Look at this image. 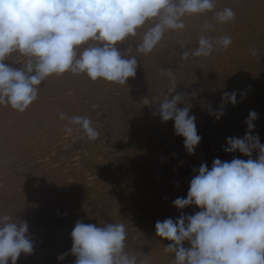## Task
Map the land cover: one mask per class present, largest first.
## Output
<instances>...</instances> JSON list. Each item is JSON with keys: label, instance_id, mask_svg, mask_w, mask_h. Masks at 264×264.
Listing matches in <instances>:
<instances>
[{"label": "clouds", "instance_id": "9594fccd", "mask_svg": "<svg viewBox=\"0 0 264 264\" xmlns=\"http://www.w3.org/2000/svg\"><path fill=\"white\" fill-rule=\"evenodd\" d=\"M205 13H212L217 24L235 19L229 7L216 10V0H0V105L23 113L38 98L42 82L66 72L126 85L136 75L138 54L153 52L166 31L184 30V17ZM150 22L139 42L129 39ZM210 31L214 23L205 21L197 47L181 44L180 58L209 57L214 50L232 45L231 36H212ZM126 40L135 43L134 51L131 43L125 52L118 50ZM250 52L257 55L255 48ZM13 53L27 58L22 67L5 63ZM161 75L168 78V86L163 98L154 103L159 107L153 116L162 122L174 121L175 134L184 138L187 153L194 154L202 138L195 116L189 115L188 94L177 92L174 70L162 68ZM181 102L186 106L178 107ZM227 103H237L235 92H224L220 111L210 114L219 119ZM142 104L154 105L149 97ZM59 118L67 121L69 136L77 131L88 140L99 137L87 116L61 112ZM257 119L258 113L250 111L245 135L228 137L224 147L226 153L238 151L247 160L216 158L210 169L202 163L193 168L198 174L190 180L187 197L173 201L179 210L189 206L200 210L155 223L156 236L172 242L164 248L174 254L173 264H264V144L258 134L252 135ZM28 232L26 221L0 213V264H8L9 259L16 264L21 253L33 252ZM70 235V253L59 255L58 260L71 254L76 257L74 264H150L148 255L141 253L144 258L138 259L125 251L124 223L96 225L78 220Z\"/></svg>", "mask_w": 264, "mask_h": 264}, {"label": "rangeland", "instance_id": "374dc122", "mask_svg": "<svg viewBox=\"0 0 264 264\" xmlns=\"http://www.w3.org/2000/svg\"><path fill=\"white\" fill-rule=\"evenodd\" d=\"M228 2L229 3H226V0H216V10H222L225 7H230L236 14L234 21H232L230 23H225L223 25L222 24L217 25V23H215L212 20V13L199 14L201 16V23L196 24V32L195 33L191 32V33H185L184 35H179L174 31L170 32V34H169L168 32L171 30L166 31L162 41L160 42L163 44L162 48L164 47V45H166L165 42L173 43L174 47L170 46V49H168V48L164 49V52L166 50L167 51L161 55L159 60H153L154 56H153V58H152V56H149L147 58L148 61L147 62H146V60L144 61L146 63V68H144L143 70L142 69L139 70L137 68L138 72H136V75L134 77H130L127 80L126 85H120V84L116 85V83L107 82V81H104L102 79H98L94 82L91 80L90 83H88V85H86L82 88L83 94L80 97H79L78 91L71 90L74 92L75 96L78 95V100H79L77 102L78 107H75L74 110H68L67 111L66 110V109H68L67 106L63 105V109H60L59 111H58V108H59L58 106L55 108H52L54 110L52 113L50 111H48L47 114H50L52 116H54L55 113H57V112L58 113L63 112L69 117H71L73 115L89 117L92 121V125L99 131V137L96 140H94V141L88 140L86 137H83L82 132H77V131H74L72 136H69L65 132V125L67 123L66 120L60 121L61 119H58L59 121L56 120V121H58V123H57L56 121H54L55 118L50 117V116H46L47 118L46 117L41 118L40 121L42 123L46 122L47 124L52 123V122L53 123L56 122L55 124L61 125V128H62V129L60 128L61 134H60V131L53 130V131H51L52 133H50V135L49 134L43 135L44 137H43V139L41 138V141H43L44 139L45 140L43 142H41L42 146H41L40 150L29 155L26 158V160H25V157H24V160L22 158V162H20L21 160H18L19 163H16L14 165V167L17 166V168L13 169L14 168L13 167L12 169H9V170L6 168L5 169L6 172L4 170L5 167L0 170L1 177L5 178L4 181H3V179L0 178V180H1L0 181V191L2 190L1 189L2 186H3V188L5 187V190L3 189L2 192H0V193L4 194L6 192V187L7 188L9 187L8 188L9 190L7 189V191H10V192L5 193L4 198H6V199L4 200V202H5L4 207L8 208L7 209V210H9L8 213L11 211L13 212V213L11 212L12 214L9 213V215H11L14 219L17 216H20V217H17L16 219L19 221H23V220L27 221L28 226H29V230L31 229L27 235L29 237L32 235L30 237V239H31L32 243H34L33 244V252L34 251L35 252L36 251H42V249H40V248H44L43 250H45V249L47 250L50 248L52 249L55 246V244H57V243L54 241L52 243L51 235L53 233L54 234L57 233L55 236L60 239V237L62 235V238L60 240L65 241V244L63 243L64 241H62V243L58 244V245H60V247H62V248L64 247L62 250H67L66 253H70V249L72 247V238H71L70 234H71V232L75 226V223L77 222V220L80 219L79 221H82L85 224L91 223V224L99 225V224L110 223V222H112V223H124L125 227H126V232H127V236H126V240H125V245H126L125 250L132 247L131 243H133L132 240L135 238L134 245L136 246L137 250L145 252V250L149 249L148 252L149 253L152 252V254L148 253L150 255L149 259H150L151 264L154 261L158 262L159 260H161V262L157 263V264H173L174 254L170 253V252H166L164 250L165 248L163 246V245L166 246L167 244L172 243L171 241L159 238L157 236H155V237L151 236V238H149V237L144 238V237L147 236L148 234H150L149 232L152 228L155 229V223L158 220L163 221L166 218H172L175 220L181 215V212H183L184 214H188V215L191 214L192 215L195 212L200 210L196 206H189L186 209H183V211H182V210L176 209V207L173 206V201L176 198H178V197L186 198L187 197V192L189 189L190 180L194 175L198 174V172H195V174H194V172L191 173V171H193L191 169L196 168V167L199 168L197 165L200 162L201 163L199 164V166L202 163H205V164H208L207 165L208 168H209V166L211 168L212 163H213L214 159H216V158H219V159L222 158L221 160H224V161H230V159H232L234 156L237 158H240V159L246 158L244 160L248 159V157L244 156L243 154L239 153L238 151L235 153H226L224 151V147H226V139L228 137L242 138L245 135V133L247 131V125L245 123V120L247 119V117L249 115V113H247V112L254 110L255 112L258 113V119L256 121H254L255 128L252 132V135L258 134L261 144H264V124H262V123H264V121H263L264 115H262V114H264V96H263L264 95V76H263L264 75V46H263L264 45V30H262V29H264V0H232V1L229 0ZM232 3H234V4H232ZM233 6H235L236 8ZM238 12H240V13H238ZM207 14L209 15V19H208ZM240 15H241V17H240ZM202 17H203V19H202ZM210 17H211V19H210ZM205 21H208L209 23L214 22V26H215L214 31H210L211 33L208 32L209 35L221 36V35H224L226 32L227 34H225V35H229V36L233 37L232 40H234V41L231 45L232 48L230 46L227 49V51L226 50L213 51V54L209 57H191L190 56L189 59H187V60L181 59L180 54L182 53V50L180 49V45L185 44L186 48L188 47L189 49H195L197 47V41H198L199 36L201 34V31H202V25L204 24L203 22H205ZM238 21H241L242 23L238 22ZM146 26L150 27L151 22L149 23V25H148V23H146V25L144 26L145 29H143L142 32H144L147 29ZM238 26L240 28H238ZM227 27H229V28H227ZM243 28H245V29H243ZM167 34H169L170 36H173V37L171 39H166ZM140 39L141 38H139V40ZM139 40H136V42H139ZM240 45H242V46H240ZM247 46H248V48H247ZM250 46H253V47H250ZM230 48H231V50H230ZM253 48H255L257 52H259L256 56H252L251 52L249 51ZM171 50H172V52H171ZM239 50H241V51H239ZM215 52L218 54H216ZM222 53H224V54L221 55ZM247 53H248V55H247ZM219 55H221V56H219ZM163 56H165V57H163ZM170 58H171V60H170ZM241 59H243L244 61ZM251 59H253V60H251ZM233 62H235V63H233ZM197 64H198V66H197ZM217 66H219V67H217ZM237 66L239 69H237ZM156 68H157V72L159 75H157V72L155 71ZM162 68H166V69L170 68V69L174 70L176 82L179 83V84H177V92L182 91V93L188 94L186 96V102L188 104H191L193 102L191 104L192 107H191V112L189 113V115H192L193 113H195V114H193L194 116L195 115L197 116V117L195 116V119H196L195 122L198 121L195 123V124H197V127H196L197 131H198L197 134L198 135L200 134L199 135L200 137L203 136L201 143L196 147V148L200 147L199 149H201V150L195 149V151H194L195 155L194 154L189 155L186 152V149L184 148V138L182 136H178L175 134L174 121L169 120L166 123V122H162V120L159 116H157V117L153 116V112H156L158 107H159V105L154 104V103H156L158 100H161L163 98L164 94L167 91V86H168V78L160 74ZM216 70H217V72H216ZM149 71H151V73H149ZM256 74L259 78L257 76H255ZM260 75L262 77H260ZM251 78H253V79H251ZM155 79L157 81L158 80L160 81V85L156 86V87H152L155 83ZM218 79L220 80V82ZM233 81H235V82H233ZM214 82H215V84H214ZM205 83H208V84H205ZM252 83H254V85H252ZM127 85L129 88L127 87ZM202 85H204V86H202ZM209 85H210V87H209ZM256 85L260 86L261 88L258 86L256 87ZM200 86L203 89H201ZM252 87H253V89H251ZM124 88H125V90H124ZM130 88L134 89V93H133V89L131 90ZM196 88L197 89L200 88V89H198V91H197ZM84 89H86V90H84ZM209 89H210V91L206 92ZM261 89H262V91H261ZM127 90H128V92H126ZM144 90H146V91H144ZM237 90H239V91H237ZM114 91H116L117 93ZM193 91L196 93L197 96L196 95L194 97L191 96V93H193ZM211 91H212V93H209ZM93 92H94V95H93ZM224 92H228V93L235 92L237 103L235 105H233L231 103H227L226 105H224V107L222 109L223 115L220 116L219 119H217V118H214V117H216V115L213 116V114H210V113L220 111L219 109H220L221 100H222V98H220V97H222V94ZM257 92H259V93H257ZM250 93L252 96L250 95ZM253 93H256V94H253ZM90 95H92V96H90ZM93 96L95 98H92ZM102 96H103V98H101ZM124 96H126V97H124ZM54 97H55L54 95L50 96V98H54ZM145 97H149L154 105L144 106L142 104V100ZM239 97H241V98H239ZM254 98H255V100H254ZM100 99H102V100H100ZM120 99H121V101H120ZM205 99L207 101H202ZM239 101H240V103H239ZM243 101H244V103H243ZM194 102L197 103V105ZM204 102L206 103V105ZM217 103H218L219 107H217ZM255 103H256V105H255ZM200 105L203 107H201ZM177 106L180 108H183L186 106V104H185V102H181ZM254 106L257 109H255ZM115 107L118 108L120 111V115H118V116L114 115V108ZM212 109H213V111H212ZM248 109H249V111H248ZM210 110H211V112L209 113ZM148 112H149V114H148ZM198 117H200V118H198ZM262 118H263V120H262ZM145 120L146 121L148 120V121L146 122ZM199 122H201V123H199ZM231 124H233V125H231ZM172 125H173V127H172ZM228 125H230V127ZM198 126H200V127H198ZM73 127L75 128L76 126H73ZM239 128H240V130H239ZM198 129L199 130L201 129V130L199 131ZM37 133H38V131L35 134H37ZM166 133L167 134L170 133V134L167 135ZM52 136H54V137H52ZM179 137H181V138H179ZM139 138H140V140H139ZM203 139H204V142H203ZM207 141H208V144H207ZM211 142H213V143H211ZM47 143H48V145H47ZM142 143H144L145 145H143ZM205 143H206V145H205ZM62 145H64V146H62ZM177 145H178V147H177ZM49 146H50V148H49ZM202 146H203V148H202ZM209 146L210 147L212 146L211 150H210ZM105 149H106V151H105ZM215 150H217V151H215ZM204 151H206L205 155H204ZM221 151L223 152V155H222ZM82 152H84V153H82ZM207 152H211V153L206 154ZM218 152H220L219 153L220 155L218 154ZM75 154H77V156ZM168 154L170 157H171V155H173V154L174 155L170 158L168 156ZM146 155H147V158H145V157L142 158V156H146ZM149 155H150V157L148 158ZM224 155H225V157H224ZM70 156H72V157H70ZM137 156H139V157L141 156V157L139 158ZM196 156H198V157H196ZM207 156H209L210 159ZM38 157H40V159ZM205 157H207V158H205ZM256 157H257V153L253 152L252 158L256 159ZM224 158H226V159H224ZM31 159L33 160V162L29 163L31 161ZM35 159H37V160H35ZM59 159L61 160V162L57 163V161H60ZM172 159L174 162L172 161ZM207 159H209L207 161V163L204 162ZM160 160H163V161L160 162ZM193 160H195V161H193ZM209 161H211V162H209ZM25 162H26V164H25ZM145 162H147L148 164ZM21 163H23V165ZM42 163H43V165H41ZM184 163H185V165H184ZM126 164H127V166H126ZM48 165H50V167ZM55 165H58V166H55ZM39 166H40V170H36V168H39ZM174 166H176V167H174ZM47 168H48V170H47ZM50 168L52 169L51 173H50ZM65 169H66V171H65ZM72 169L73 170L78 169V171H80L82 173V176H84L85 179L95 178V184L92 186H87V184H85L82 187L78 186L74 189L69 188L68 190L65 189V186L63 184H60V185H58L59 188H57L56 186L59 183L58 177L60 178L62 175L66 174L65 172H68ZM172 169L175 172H173ZM185 169H186V171H184ZM134 170H135V173H134ZM146 170L148 173L146 172ZM20 171H22V173H20ZM28 171H32V173H34V174H35V172H37L36 174H38L40 176L42 175L41 178L43 177L42 179L46 180V181L44 180L46 185L50 183L51 185L49 184L48 186L50 188L51 187L52 188L50 189L47 186L46 189L43 191L44 193L46 192V194L43 193V196H42V194L41 195L37 194L36 191H33V189H28L26 191V189L23 188V186H18L20 188V190H19L17 187H15V183L13 180L22 179L24 177V173H28ZM156 172H158V173H156ZM177 172H179L181 174L179 175V173H177ZM154 173H156V175ZM174 173H175V175H174ZM189 174H190V178L187 177V175H189ZM52 175H53L55 180L50 178ZM142 175L145 176V178ZM176 175H177V177L178 176L179 177L175 178ZM14 176L15 177L17 176L18 179H17V177L15 178ZM148 176H150L151 178H149ZM156 176H157V178H156ZM152 177L156 180H154ZM48 178H50V179H48ZM148 178H149V180L146 181V179H148ZM164 178H166V179H164ZM171 178H173V181L171 180ZM7 179H9L10 182ZM51 179H52V183L48 182ZM153 181L156 184H154ZM3 182L5 184H3ZM12 182H13V185H12ZM118 182L120 184H118ZM109 183H111V184L109 185ZM178 183H182V186H181V184L179 185ZM153 184L156 186H154ZM173 184H174V186H172ZM4 185H6V186H4ZM10 185H11V187H10ZM147 185H148V187H147ZM186 185L188 186V188ZM153 186H154V188H153ZM21 187H22V189H21ZM176 188H178L179 190L178 189L176 190ZM11 189L12 190L14 189L12 191L13 193L11 192ZM15 189H16V191H15ZM59 189H60V191H59ZM99 189H101V190H99ZM54 190H56V191H54ZM148 190H149V193H151L150 197L146 196V194L148 193ZM153 190H155V191L152 192ZM51 192H52V195L51 194H49V195L53 199L48 197L49 196L48 193H51ZM15 193L18 197L14 196ZM141 194H143V195L145 194L144 196L147 197V200H145V197H142ZM171 194H173V195H171ZM44 195H46V196H44ZM132 195H134L135 197ZM159 195H161V196H159ZM37 196H39V197H37ZM137 196H139V199L140 198L141 199L144 198V199L140 201ZM29 197L32 200L29 199ZM59 197H61V198H59ZM37 198L38 199L40 198L39 199L40 201ZM46 198H47V200H46ZM64 198L65 199L67 198V199L65 200ZM127 198L129 200H127ZM152 198H154V199H152ZM169 198H171V199H169ZM2 199L3 198H0V201ZM26 201H28V203ZM135 201H136V203H134ZM137 201H139V202H137ZM146 201H148V203L150 205L147 204ZM54 202H55V204H54ZM65 202H67V203H65ZM152 202H153V204H152ZM20 203H21V205L22 204L23 205L21 206ZM59 203H61L62 206H60L61 204H59ZM158 203H160V204H158ZM58 204H59V206H58ZM63 204H66V205H63ZM140 204H142L141 206H144V207H141ZM155 204H157V205H155ZM9 205H11V206H9ZM7 206H9V207H7ZM18 206L20 208H18ZM45 206H47V207H45ZM145 206H147L146 207L147 209L145 208ZM167 206H169V207H167ZM32 208L34 210H32ZM135 208L137 209V211L135 210ZM67 210H68V213L66 212ZM177 210H179V211H177ZM28 211L30 213H32L31 216H29L30 213L28 214ZM150 211L152 213H150ZM157 211H158V213H157ZM148 213H150V214H148ZM170 213H171V215H170ZM44 214H47V215H44ZM159 214L162 218L159 216ZM22 216H24L25 218H23ZM35 217H38V218H35ZM153 218H154V220H153ZM36 219H38V221ZM148 220H149V222H148ZM32 224H33V226H32ZM49 226H51V227H49ZM57 228H59V229H57ZM55 229H57V230H55ZM50 230H52V231H50ZM61 230H63V231L61 232ZM59 232H61V233H59ZM49 234H51V235H49ZM63 235L66 237H64ZM46 236H47V238H45ZM38 237H39V239H38ZM40 237H42L43 239ZM33 239H35V240L33 241ZM153 242H155V243H153ZM161 243H164V244H161ZM48 245H50V246H48ZM39 246H40V248H39ZM153 246H155V247H153ZM184 246L188 247L189 246L188 242H184ZM162 247H163V249H162ZM36 248H37V250H34ZM21 254L18 258L19 260L17 259L16 264H19V263L20 264H36V261H28L29 258H28L27 254H25V253L24 254L21 253ZM31 254H33V253H31ZM160 254H161V256H160ZM155 255H157V256H155ZM21 256H22V258H21ZM24 258H26V260ZM23 259H24V261H22ZM75 260H76V257L74 255L69 254V256H67L65 260H62V261L58 260L55 262H50L48 264H74ZM10 263H11V260H10ZM37 264H43V263L39 262Z\"/></svg>", "mask_w": 264, "mask_h": 264}, {"label": "bare ground", "instance_id": "6f19581e", "mask_svg": "<svg viewBox=\"0 0 264 264\" xmlns=\"http://www.w3.org/2000/svg\"><path fill=\"white\" fill-rule=\"evenodd\" d=\"M229 1V0H228ZM227 0H226V3H229ZM232 1V0H231ZM219 2V1H218ZM246 2V1H245ZM222 3V2H221ZM241 3V2H240ZM218 4V3H217ZM232 4H234V3H232ZM231 4V5H232ZM239 4V3H238ZM227 6V5H226ZM233 7H235V6H233ZM230 8V7H229ZM236 8V7H235ZM239 8V7H238ZM221 9V8H220ZM242 12V11H241ZM246 12V11H245ZM238 13H240V12H238ZM237 13V14H238ZM247 13V12H246ZM208 15V14H207ZM236 15V14H235ZM205 17V16H204ZM240 17H241V15H240ZM206 18V17H205ZM184 19V22H185V24H186V28L184 29V30H171V31H169L168 33L170 34V32H172V31H174V32H176L177 34H179V35H184L185 33H195L196 32V24H200L201 23V16L200 15H193V16H186V17H184L183 18ZM202 19H203V17H202ZM208 19H209V15H208ZM210 19H211V17H210ZM251 19V18H250ZM207 20V19H206ZM240 20V19H239ZM242 20V19H241ZM204 21V20H203ZM238 22H241V21H238ZM203 23H205V22H203ZM214 23V22H213ZM242 23V22H241ZM148 25H149V23H148ZM218 25V24H217ZM223 25V24H222ZM147 28H148V26H146ZM215 27V26H214ZM221 27V26H220ZM219 27V28H220ZM227 28H229V27H227ZM232 28V27H231ZM238 28H240L239 26H238ZM143 29H145V27L143 26L141 29H138V35L136 36V37H130L129 39L130 40H139V38H141L142 37V35H143V32H142V30ZM226 29V28H225ZM243 29H245V28H243ZM242 29V30H243ZM237 30V29H236ZM262 30H264V29H262ZM244 32V31H243ZM211 33V32H210ZM229 33V32H228ZM169 34H167L166 35V39H171L173 36H170ZM209 34V33H208ZM218 34V33H217ZM225 34H227L226 32H225ZM224 34V35H225ZM244 34V33H243ZM263 35V34H262ZM139 36V37H138ZM242 36V35H241ZM240 36V37H241ZM236 37V36H235ZM233 38V37H232ZM237 38V37H236ZM243 38V37H242ZM259 38V37H258ZM263 38V37H262ZM245 40V39H244ZM234 41V40H233ZM253 41V40H252ZM131 42L130 41H124V42H122L120 45H118V50H120L122 53L123 52H125L126 50H127V48L129 47V44H130ZM166 43V45H164V47L162 48V46H163V44L162 43H159L157 46H156V48L153 50V52H151L150 54H147V55H145V54H138V69L140 70V69H144V68H146V63L144 62L145 60H146V62L148 61V57L149 56H152V58H153V56H154V59L153 60H159L160 59V57H161V55L163 54V53H165L164 52V49H166V48H168V49H170V46H173L174 47V44L173 43H167V42H165ZM244 43V42H243ZM239 44V43H238ZM131 46H132V48H133V51L135 50V43H131ZM234 46V45H233ZM239 46V45H238ZM240 46H242V45H240ZM264 46V45H263ZM237 47V46H236ZM250 47H253V46H250ZM231 48H232V46H231ZM231 48H230V50H231ZM234 48V47H233ZM247 48H248V46H247ZM175 49V48H174ZM246 50V49H245ZM169 51V50H168ZM215 51V50H214ZM227 51V50H226ZM239 51H241V50H239ZM250 51V50H249ZM171 52H172V50H171ZM225 52V51H224ZM216 53V52H215ZM236 53V52H235ZM246 53V52H245ZM259 52H257V54H258ZM216 54H218V53H216ZM224 53H222L221 55H223ZM168 55V54H167ZM174 55V54H173ZM221 55H219V56H221ZM237 55V54H236ZM247 55H248V53H247ZM263 55V54H262ZM245 56V55H244ZM16 57V58H15ZM163 57H165V56H163ZM162 57V58H163ZM173 57V56H172ZM223 57V56H222ZM214 58V57H213ZM225 58V57H224ZM236 58V57H235ZM244 58V57H243ZM256 58V57H255ZM27 58L26 57H24L23 55H21V54H19V53H13V54H11L8 58H6V61H5V63L6 64H8V65H10V66H12V67H14V68H20V67H22V62H24L25 60H26ZM237 59V58H236ZM257 59V58H256ZM261 59V58H260ZM263 59V58H262ZM170 60H171V58H170ZM241 60H243V59H241ZM251 60H253V59H251ZM230 61V60H229ZM238 61V60H237ZM244 61V60H243ZM249 61V60H248ZM169 62V61H168ZM227 62V61H226ZM225 62V63H226ZM263 62V61H262ZM187 63V62H186ZM233 63H235V62H233ZM244 63V62H243ZM253 63V62H252ZM258 63V62H257ZM171 64V63H170ZM173 64V63H172ZM199 64V63H198ZM198 64H197V66H198ZM248 65V64H247ZM172 66V65H171ZM174 66V65H173ZM195 66V65H194ZM256 66V65H255ZM258 66V65H257ZM151 67V66H150ZM153 67V66H152ZM217 67H219V66H217ZM172 68V67H171ZM199 68V67H198ZM242 68V67H241ZM137 69V70H138ZM237 69H239L238 68V66H237ZM256 70V69H255ZM155 71L157 72V68L155 69ZM244 71V70H243ZM136 72H138V71H136ZM184 72V71H183ZM216 72H217V70H216ZM242 72V71H241ZM240 72V73H241ZM251 72V71H250ZM249 72V73H250ZM259 72V71H258ZM149 73H151V71H149ZM214 73V72H213ZM233 73V72H232ZM252 73V72H251ZM260 73V72H259ZM258 73V74H259ZM161 74V73H160ZM226 74V73H225ZM238 74V73H237ZM157 75H159L158 74V72H157ZM262 75V74H261ZM260 75V77H262ZM143 76V75H142ZM146 76V75H145ZM215 76V75H214ZM217 76V75H216ZM219 76V75H218ZM249 76V75H248ZM254 76V75H253ZM255 76H257V74L255 75ZM264 76V75H263ZM209 77V76H208ZM228 77V76H227ZM250 77V76H249ZM258 77V76H257ZM259 78V77H258ZM148 79V78H147ZM251 79H253V78H251ZM219 80V79H218ZM260 80V79H259ZM90 81H91V79L90 78H88L87 77V75L86 74H79V75H76V74H72L71 72H66V73H64L63 75H61V76H56V75H52V76H50V77H48L47 79H46V81H44V82H42L41 83V85H40V91H39V93H38V98L26 109V111L25 112H23V113H20L19 111H17V110H14V109H12L10 106H5V105H0V170L2 169V168H4V170L7 168L8 170L9 169H12L13 167H14V165L16 164V163H19V161L18 160H21L20 162H22V158H23V160H24V157H25V160H26V158L29 156V155H31V154H33V153H35L36 151H38V150H40V148H41V146H42V144H41V142H43V141H41V138L43 139V135H50V133H52L51 131H53V130H55V131H60V134H61V130H60V128H61V125H58V124H55L56 122L58 123V119H60L59 118V113L57 112V113H55V115L54 116H52V115H50V114H47L48 113V111H50L51 113L54 111L52 108H55V107H59L58 108V111L60 110V109H63V105H65V106H67V108L68 109H66L67 111L68 110H74L75 109V107H78L77 106V102L79 101L78 100V95L77 96H75V94H74V92L73 91H71V90H76V91H78V94H79V97L83 94V87L84 86H86V85H88V83H90ZM212 81V80H211ZM222 81V80H221ZM94 82V81H93ZM135 82V81H134ZM142 82V81H141ZM148 82V81H147ZM219 82H220V80H219ZM233 82H235V81H233ZM96 83V82H95ZM98 84V83H97ZM128 84V83H127ZM140 84V83H139ZM179 84V83H178ZM205 84H208V83H205ZM214 84H215V82H214ZM231 84V83H230ZM233 84V83H232ZM235 84V83H234ZM259 84V83H258ZM117 85V84H116ZM129 85V84H128ZM128 85H127V87H128ZM160 85V81L158 80H156L155 79V83H154V85L152 86V87H156V86H159ZM199 85V84H198ZM224 85V84H223ZM226 85V84H225ZM252 85H254V83H252ZM90 86V85H89ZM202 86H204V85H202ZM214 86V85H213ZM234 86V85H233ZM258 85H256V87H257ZM263 86V85H262ZM93 87V86H92ZM98 87V86H97ZM102 87V86H101ZM126 87V86H125ZM199 87V86H198ZM209 87H210V85H209ZM220 87V86H219ZM225 87V86H224ZM236 87V86H235ZM258 87H260V86H258ZM94 88V87H93ZM129 88V87H128ZM200 88L201 89H203L201 86H200ZM200 88H198V89H200ZM213 88V87H212ZM261 88V87H260ZM95 89V88H94ZM131 89V88H130ZM133 89V88H132ZM131 89V90H132ZM197 89V88H196ZM198 89H197V91H198ZM242 89V88H241ZM246 89V88H245ZM251 89H253V87L251 88ZM257 89V88H256ZM84 90H86V89H84ZM98 90V89H97ZM124 90H125V88H124ZM213 90V89H212ZM243 90V89H242ZM248 90V89H247ZM258 90V89H257ZM144 91H146V90H144ZM195 91V90H194ZM193 91V92H194ZM203 91V90H202ZM201 91V92H202ZM208 91H210V89L209 90H207L206 92H208ZM237 91H239V90H237ZM245 91V90H244ZM249 91V90H248ZM254 91V90H253ZM261 91H262V89H261ZM86 92V91H85ZM114 92H116V91H114ZM113 92V93H114ZM119 92V91H118ZM126 92H128V90L126 91ZM131 92V91H130ZM182 92V91H181ZM246 92V91H245ZM91 93V92H90ZM117 93V92H116ZM120 93V92H119ZM125 93V92H124ZM133 93H134V89H133ZM209 93H212V91L211 92H209ZM257 93H259V92H257ZM92 94V93H91ZM162 94V93H161ZM215 94V93H214ZM246 94V93H245ZM249 94V93H248ZM253 94H256V93H253ZM262 94V93H261ZM55 96L54 98H50V96ZM93 95H94V92H93ZM133 95V94H132ZM223 95V94H222ZM247 95V94H246ZM250 95H251V93H250ZM89 96V95H88ZM90 96H92V95H90ZM111 96V95H110ZM120 96V95H119ZM123 96V95H122ZM142 96V95H141ZM159 96V95H158ZM197 96V95H196ZM206 96V95H205ZM241 96V95H240ZM243 96V95H242ZM252 96V95H251ZM261 96V95H260ZM259 96V97H260ZM264 96V95H263ZM85 97V96H84ZM97 97V96H96ZM124 97H126V96H124ZM262 97V96H261ZM92 98H95L94 96L92 97ZM91 98V99H92ZM98 98V97H97ZM96 98V99H97ZM101 98H103V96L101 97ZM106 98V97H105ZM114 98V97H113ZM121 98V97H120ZM210 98V97H209ZM220 98H222V97H220ZM239 98H241V97H239ZM81 99V98H80ZM84 99V98H83ZM82 99V100H83ZM86 99V98H85ZM115 99V98H114ZM215 99V98H214ZM244 99V98H243ZM95 100V99H94ZM99 100V99H98ZM97 100V101H98ZM100 100H102V99H100ZM125 100V99H124ZM123 100V101H124ZM212 100V99H211ZM217 100V99H216ZM241 100V99H240ZM254 100H255V98H254ZM253 100V101H254ZM81 101V100H80ZM84 101V100H83ZM106 101V100H105ZM120 101H121V99H120ZM202 101H207L206 99L205 100H202ZM214 101V100H213ZM218 101V100H217ZM252 101V100H251ZM250 101V102H251ZM257 101V100H256ZM85 102V101H84ZM210 102V101H209ZM216 102V101H215ZM214 102V103H215ZM247 102V101H246ZM249 102V103H250ZM106 103V102H105ZM193 103V102H192ZM191 103V104H192ZM195 103V102H194ZM205 103V102H204ZM212 103V102H211ZM239 103H240V101H239ZM243 103H244V101H243ZM254 103V102H253ZM257 103V102H256ZM256 103H255V105H256ZM62 104V105H61ZM96 104V103H95ZM122 104V103H121ZM120 104V105H121ZM196 105H197V103H195ZM208 104V103H207ZM61 105V106H60ZM93 105V104H92ZM158 105V104H157ZM205 105H206V103H205ZM209 105V104H208ZM207 105V106H208ZM211 105V104H210ZM214 105V104H213ZM216 105V104H215ZM226 105V104H225ZM252 105V104H251ZM201 106V105H200ZM212 106V105H211ZM245 106V105H244ZM259 106V105H258ZM117 107V106H116ZM114 108V115H116V116H118V115H120V111H119V109L118 108ZM192 107V106H191ZM194 107V106H193ZM201 107H203V106H201ZM217 107H219L218 106V103H217ZM247 107V106H246ZM104 108V107H103ZM206 108V107H205ZM208 108V107H207ZM212 108V107H211ZM214 108V107H213ZM254 108H255V106H254ZM94 109V108H93ZM102 109V108H101ZM109 109V108H108ZM245 109V108H244ZM255 109H257V108H255ZM259 109V108H258ZM52 110V111H51ZM104 110V109H103ZM196 110V109H195ZM209 110V109H208ZM207 110V111H208ZM218 110V109H217ZM220 110V109H219ZM47 111V112H46ZM212 111H213V109H212ZM215 111V110H214ZM235 111V110H234ZM248 111H249V109H248ZM46 112V113H45ZM56 112V111H55ZM92 112V111H91ZM144 112V111H143ZM190 112H191V110H190ZM193 112V111H192ZM195 112V111H194ZM204 112V111H203ZM211 112V110L209 111V113ZM261 112V111H260ZM98 113V112H97ZM96 113V114H97ZM205 113V112H204ZM231 113V112H230ZM247 113H249V112H247ZM90 114V113H89ZM93 114V113H92ZM127 114V113H126ZM148 114H149V112H148ZM193 114H195V113H193ZM192 114V115H193ZM202 114V113H201ZM200 114V115H201ZM210 115V114H209ZM262 115H264V114H262ZM46 116H50V117H53V118H55L54 119V121H56V120H58V121H56V122H52V123H46V122H44V123H42L40 120H41V118H45ZM196 116V115H195ZM207 116V115H206ZM205 116V117H206ZM214 116V115H213ZM157 117V116H156ZM197 117V116H196ZM204 117V118H205ZM261 117V116H260ZM47 118V117H46ZM128 118V117H127ZM126 118V119H127ZM198 118H200V117H198ZM207 118V117H206ZM209 118V117H208ZM214 118H216V117H214ZM203 119V118H202ZM196 120V119H195ZM262 120H263V118H262ZM60 121H62V120H60ZM127 121V120H126ZM146 121V120H145ZM148 121V120H147ZM146 121V122H147ZM200 121V120H199ZM264 121V120H263ZM196 122H198V121H196ZM195 122V123H196ZM224 122V121H223ZM61 123V122H60ZM59 123V124H60ZM142 123V122H141ZM167 123V122H166ZM199 123H201V122H199ZM171 124V123H170ZM203 124V123H202ZM226 124V123H225ZM262 124H264V123H262ZM155 125V124H154ZM204 125V124H203ZM227 125V124H226ZM231 125H233V124H231ZM229 127H230V125H228ZM132 127V126H131ZM154 127V126H153ZM167 127V126H166ZM169 127V126H168ZM172 127H173V125H172ZM196 127H197V124H196ZM198 127H200V126H198ZM128 128V127H127ZM62 129V128H61ZM203 129V128H202ZM199 130V129H198ZM201 130V129H200ZM199 130V131H200ZM224 130V129H223ZM227 130V129H226ZM239 130H240V128H239ZM38 131V133L37 134H35L36 132ZM175 131V130H174ZM203 131V130H202ZM201 131V132H202ZM225 131V130H224ZM228 131V130H227ZM237 131V130H236ZM171 132V131H170ZM209 132V131H208ZM212 132V131H211ZM54 133V132H53ZM197 133H198V131H197ZM218 133V132H217ZM225 133V132H224ZM59 134V133H58ZM167 134V133H166ZM168 134H170V133H168ZM167 134V135H168ZM212 134V133H211ZM78 135V134H77ZM200 135V134H199ZM220 135V134H219ZM42 136V137H41ZM72 136V135H71ZM75 136V135H74ZM229 136V135H228ZM52 137H54V136H52ZM147 137V136H146ZM145 137V138H146ZM203 137V136H202ZM201 137V138H202ZM49 138V137H48ZM63 138V137H62ZM132 138V137H131ZM173 138V137H172ZM179 138H181V137H179ZM47 139V138H46ZM61 139V138H60ZM205 139V138H204ZM204 139H203V142H204ZM213 139V138H212ZM139 140H140V138H139ZM142 140V139H141ZM169 140V139H168ZM172 140V139H171ZM177 140V139H176ZM202 140V139H201ZM219 140V139H218ZM225 140V139H224ZM227 140V139H226ZM129 141V140H128ZM138 141V140H137ZM146 141V140H145ZM144 141V142H145ZM157 141V140H156ZM206 141V140H205ZM209 141V140H208ZM208 141H207V144H208ZM215 141V140H214ZM221 141V140H220ZM57 142V141H56ZM173 142V141H172ZM181 142V141H180ZM216 142V141H215ZM55 143V142H54ZM60 143V142H59ZM146 143V142H145ZM171 143V142H170ZM179 143V142H178ZM201 143V142H200ZM199 143V144H200ZM211 143H213V142H211ZM221 143V142H220ZM137 144V143H136ZM143 145H145L144 143H142ZM172 144V143H171ZM203 144V143H202ZM47 145H48V143H47ZM65 145V144H64ZM64 145H62V146H64ZM205 145H206V143H205ZM204 145V146H205ZM213 145V144H212ZM208 146V145H207ZM141 147V146H140ZM177 147H178V145H177ZM176 147V148H177ZM181 147V146H180ZM183 147V146H182ZM212 147V146H211ZM211 147L209 146V148H210V150H211ZM49 148H50V146H49ZM138 148V147H137ZM175 148V149H176ZM185 148V147H184ZM200 148V147H199ZM199 148H195V149H199ZM202 148H203V146H202ZM205 148V147H204ZM46 149V148H45ZM57 149V148H56ZM169 149V148H168ZM178 149V148H177ZM182 149V148H181ZM171 150V149H170ZM180 150V149H179ZM199 150H201V149H199ZM204 150V149H203ZM202 150V151H203ZM54 151V150H53ZM105 151H106V149H105ZM136 151V150H135ZM198 151V150H197ZM209 151V150H208ZM215 151H217V150H215ZM44 152V151H43ZM111 152V151H110ZM171 152V151H170ZM187 152V151H186ZM205 152L206 151H204V155H205ZM212 152V151H211ZM211 152H207L206 154H209V153H211ZM222 152V151H221ZM52 153V152H51ZM82 153H84V152H82ZM98 153V152H97ZM112 153V152H111ZM147 153V152H146ZM179 153V152H178ZM184 153V152H183ZM215 153V152H214ZM220 152H218V154H219ZM99 154V153H98ZM104 154V153H103ZM126 154V153H125ZM153 154V153H152ZM167 154V153H166ZM182 154V153H181ZM202 154V153H201ZM76 156H77V154H75ZM74 155V156H75ZM79 155V154H78ZM100 155V154H99ZM174 155V154H173ZM173 155H171V157L173 156ZM195 155V154H194ZM199 155V154H198ZM220 155V154H219ZM222 155H223V152H222ZM73 156V157H74ZM168 156H169V154H168ZM177 156V155H176ZM179 156V155H178ZM201 156V155H200ZM215 156V155H214ZM253 156V155H252ZM70 157H72V156H70ZM137 157H139V156H137ZM141 157V156H140ZM139 157V158H140ZM143 157H145V158H147V155L146 156H142V158ZM150 157V155L148 156V158ZM170 157V156H169ZM170 157V158H171ZM175 157V156H174ZM196 157H198V156H196ZM195 157V158H196ZM208 158H209V156H207ZM207 157H205V158H207ZM220 157V156H219ZM222 157V156H221ZM224 157H225V155H224ZM30 158V157H29ZM39 159H40V157H38ZM135 158V157H134ZM194 158V159H195ZM203 158V157H202ZM244 158V157H243ZM254 158V157H253ZM133 159V158H132ZM158 159V158H157ZM179 159V158H178ZM192 159V158H191ZM210 159V158H209ZM209 159H207V160H205L204 162H206L207 163V161L209 160ZM222 159V158H221ZM224 159H226V158H224ZM244 159H246V158H244ZM243 159V160H244ZM35 160H37V159H35ZM60 160V159H59ZM164 160V159H163ZM163 160H160V162L161 161H163ZM200 160V159H199ZM212 160V159H211ZM228 160V159H227ZM231 160V159H230ZM63 161V160H62ZM172 161H173V159H172ZM193 161H195V160H193ZM201 161V160H200ZM203 161V160H202ZM222 161H224V160H222ZM31 162H33V160L31 159V161L29 162V163H31ZM48 162V161H47ZM60 163L61 162V160L60 161H57V163ZM95 162V161H94ZM97 162V161H96ZM101 162V161H100ZM130 162V161H129ZM134 162V161H133ZM174 162V161H173ZM176 162V161H175ZM187 162V161H186ZM209 162H211V161H209ZM28 163V162H27ZM126 163V162H125ZM145 163H147V162H145ZM159 163V162H158ZM169 163V162H168ZM201 163V162H200ZM199 163V164H200ZM22 165H23V163H21ZM25 164H26V162H25ZM141 164V163H140ZM148 164V163H147ZM199 164L197 165L198 167H199ZM36 165V164H35ZM41 165H43V163L41 164ZM137 165V164H136ZM142 165V164H141ZM156 165V164H155ZM165 165V164H164ZM163 165V166H164ZM184 165H185V163H184ZM208 165V164H207ZM49 167H50V165H48ZM47 166V167H48ZM55 166H58V165H55ZM126 166H127V164H126ZM148 166V165H147ZM193 166V165H192ZM102 167V166H101ZM174 167H176V166H174ZM15 168H17V166L16 167H14L13 169H15ZM180 168V167H179ZM189 168V167H188ZM191 168V167H190ZM197 168V167H196ZM209 168H210V166H209ZM34 169V168H33ZM43 169V168H42ZM41 169V170H42ZM64 169V168H63ZM79 169V168H78ZM78 169L77 170H70V171H68V172H65L66 174H64V175H62L60 178L58 177V184H57V188H59V186L58 185H60V184H63L64 186H65V189H69V188H72V189H74V188H76V187H82L83 185H85V184H87V186H92V185H94L95 184V178H89V179H85V177L84 176H82V173L80 172V171H78ZM97 169V168H96ZM108 169V168H107ZM148 169V168H147ZM198 169V168H197ZM7 170V171H8ZM22 170V169H21ZM26 170V169H25ZM31 170V169H30ZM36 170H40V166H39V168H36ZM47 170H48V168H47ZM178 170V169H177ZM188 170V169H187ZM190 170V169H189ZM191 170H193V169H191ZM24 171V170H23ZM27 171V170H26ZM33 171V170H32ZM32 171H28V173H24V177L22 178V179H18V177H17V179L18 180H13L14 181V183H15V187H17L19 190H20V188L18 187V186H23V188H25L26 189V191L28 190V189H33V191H36V193L37 194H42V196H43V191L46 189V187L50 184H47L46 185V183H45V179H42L41 178V176L40 175H38V174H36L37 172H35V174L34 173H32ZM51 171H52V169L50 168V173H51ZM65 171H66V169H65ZM151 171V170H150ZM172 171H173V169H172ZM180 171V170H179ZM184 171H186V169L184 170ZM5 172H6V170H5ZM9 172V171H8ZM17 172V171H16ZM25 172V171H24ZM31 172V173H30ZM58 172V171H57ZM98 172V171H97ZM139 172V171H138ZM146 172H147V170H146ZM173 172H175V171H173ZM188 172V171H187ZM193 171H191V173H192ZM4 173V172H3ZM20 173H22V171H20ZM49 173V174H50ZM63 173V172H62ZM134 173H135V170H134ZM137 173V172H136ZM148 173V172H147ZM156 173H158V172H156ZM156 173H154L155 175H156ZM177 173H179V172H177ZM190 173V174H191ZM5 174V173H4ZM11 174V173H10ZM97 174V173H96ZM146 174V173H145ZM181 173H179V175H180ZM190 174L189 175H187V177H189L190 178ZM195 174V173H194ZM6 175V174H5ZM16 175V174H15ZM170 175V174H169ZM174 175H175V173H174ZM178 175V174H177ZM177 175H176V177L175 178H178L177 177ZM193 175V174H192ZM44 176V175H43ZM49 176V175H48ZM55 176V175H54ZM57 176V175H56ZM143 176V175H142ZM147 176V175H146ZM12 177V176H11ZM15 177V176H14ZM15 177V178H16ZM46 177V176H45ZM137 177V176H136ZM144 178H145V176H143ZM149 178H151L150 176H148ZM155 177V176H154ZM170 177V176H169ZM174 177V176H173ZM0 178L1 179H3V181L5 180V178H2L1 177V175H0ZM13 178V177H12ZM50 178H52V179H54V177H53V175L50 177ZM50 178H48V179H50ZM149 178L148 179H146V181L147 180H149ZM153 178V177H152ZM156 178H157V176H156ZM188 178V179H189ZM11 179V178H10ZM52 179L51 180H49L48 182H51L52 183ZM57 179V178H56ZM154 179V178H153ZM164 179H166V178H164ZM181 179V178H180ZM179 179V180H180ZM183 179V178H182ZM7 180H9V179H7ZM45 180V181H44ZM55 180V179H54ZM154 180H156V179H154ZM169 180V179H168ZM171 180L173 181V178H171ZM1 181V180H0ZM103 181V180H102ZM117 181V180H116ZM162 181V180H161ZM189 181V180H188ZM9 182H10V180H9ZM54 182V181H53ZM125 182V181H124ZM171 182V181H170ZM184 182V181H183ZM130 183V182H129ZM153 183H154V181H153ZM177 183V182H176ZM3 184H5L4 182H3ZM108 184V183H107ZM111 183H109V185H110ZM118 184H120L119 182H118ZM154 184H156V183H154ZM153 184V185H154ZM161 184V183H160ZM179 185L181 184V186H182V183H178ZM2 185V184H1ZM12 185H13V182H12ZM51 185V184H50ZM55 185V184H54ZM159 185V184H158ZM176 185V184H175ZM4 186H6V185H4ZM8 186V185H7ZM62 186V185H61ZM105 186V185H104ZM154 186H156V185H154ZM154 186H153V188H154ZM172 186H174V184L172 185ZM171 186V187H172ZM184 186V185H183ZM187 186V185H186ZM10 187H11V185H10ZM49 187V186H48ZM55 187V188H56ZM147 187H148V185H147ZM169 187V186H168ZM177 187V186H176ZM180 187V186H179ZM9 188V187H8ZM7 187H6V192H10V191H7V189H8ZM16 188V189H17ZM50 188V187H49ZM52 188V187H51ZM50 188V189H51ZM54 188V187H53ZM56 188V189H57ZM152 188V189H153ZM157 188V187H156ZM187 188H188V186H187ZM1 189L3 190H5V187L3 188V186L1 187ZM16 189H15V191H16ZM17 189V190H18ZM21 189H22V187H21ZM165 189V188H164ZM178 188H176V190H177ZM2 190L0 191V192H2ZM9 190V189H8ZM14 190V189H13ZM12 189H11V192L13 191ZM62 190V189H61ZM99 190H101V189H99ZM179 190V189H178ZM181 190V189H180ZM48 191V190H47ZM51 191V190H50ZM54 191H56V190H54ZM53 191V192H54ZM59 191H60V189H59ZM72 191V190H71ZM92 191V190H91ZM143 191V190H142ZM146 191V190H145ZM155 190H153L152 192H154ZM157 191V190H156ZM173 191V190H172ZM186 191V190H185ZM5 192V193H6ZM66 192V191H65ZM69 192V191H68ZM139 192V191H138ZM141 192V191H140ZM158 192V191H157ZM165 192V191H164ZM179 192V191H178ZM5 193L4 194H1L0 193V198H3L1 201H0V213H4V214H8L9 215V213H11V212H9L8 213V211L9 210H7L8 208H5L4 206V204H5V202H4V200L6 199V198H4L5 197ZM13 193V192H12ZM35 193V194H36ZM58 193V192H57ZM62 193V192H61ZM100 193V192H99ZM135 193V192H134ZM137 193V192H136ZM142 193V192H141ZM147 193V192H146ZM145 193V194H146ZM173 193V192H172ZM8 194V193H7ZM20 194V193H19ZM31 194V193H30ZM29 194V195H30ZM44 194H46V192L44 193ZM49 194H51L52 195V192L51 193H48V195ZM54 194V193H53ZM63 194V193H62ZM66 194V193H65ZM77 194V193H76ZM144 194V195H145ZM148 194V195H147ZM146 194V196L148 197H150V194L151 193H149V190H148V193ZM12 195V194H11ZM32 195V194H31ZM39 195V196H40ZM59 195V194H58ZM75 195V194H74ZM142 195V197H145V200H147V197L146 196H144L143 194H141ZM153 195V194H152ZM165 195V194H164ZM171 195H173V194H171ZM179 195V194H178ZM14 196H17L16 195V193L14 194ZM39 196H37V197H39ZM44 196H46V195H44ZM132 196H134V195H132ZM159 196H161V195H159ZM8 197V196H7ZM18 197V196H17ZM32 197V196H31ZM49 198H51L50 197V195L48 196ZM53 197V196H52ZM56 197V196H55ZM62 197V196H61ZM61 197H59V198H61ZM135 197V196H134ZM138 197V199H139V196H137ZM36 198V197H35ZM48 198V199H49ZM69 198V197H68ZM165 198V197H164ZM12 199V198H11ZM29 199H31L30 197H29ZM38 199V198H37ZM40 199V198H39ZM38 199V200H39ZM51 199H53V198H51ZM50 199V200H51ZM65 199V198H64ZM67 199V198H66ZM65 199V200H66ZM131 199V198H130ZM144 199V198H143ZM143 199H139L140 201L141 200H143ZM152 199H154V198H152ZM159 199V198H158ZM169 199H171V198H169ZM18 200V199H17ZM32 200V199H31ZM35 200V199H34ZM46 200H47V198H46ZM59 200V199H58ZM127 200H129L128 198H127ZM132 200V199H131ZM40 201V200H39ZM45 201V200H44ZM155 201V200H154ZM27 203H28V201H26ZM30 202V201H29ZM46 202V201H45ZM52 202V201H51ZM57 202V201H56ZM59 202V201H58ZM129 202V201H128ZM137 202H139V201H137ZM147 202V204H149L148 203V201H146ZM151 202V201H150ZM159 202V201H158ZM22 203V202H21ZM21 203H20V205H21ZM36 203V202H35ZM48 203V202H47ZM63 203V202H62ZM65 203H67V202H65ZM134 203H136V201L134 202ZM142 203V202H141ZM144 203V202H143ZM26 204V203H25ZM40 204V203H39ZM49 204V203H48ZM54 204H55V202H54ZM59 204H61V203H59ZM59 204H58V206H59ZM70 204V203H69ZM121 204V203H120ZM128 204V203H127ZM152 204H153V202H152ZM158 204H160V203H158ZM163 204V203H162ZM13 205V204H12ZM23 205V204H22ZM21 205V206H22ZM31 205V204H30ZM51 205V204H50ZM49 205V206H50ZM63 205H66V204H63ZM118 205V204H117ZM135 205V204H134ZM142 204H140V206H141ZM145 205V204H144ZM150 205V204H149ZM155 205H157V204H155ZM164 205V204H163ZM3 206V207H2ZM9 206H11V205H9ZM9 206H7V207H9ZM32 206V205H31ZM35 206V205H34ZM41 206V205H40ZM48 206V205H47ZM47 206H45V207H47ZM57 206V207H58ZM60 206H62V204L60 205ZM121 206V205H120ZM148 206V205H147ZM147 206H145V208L147 207ZM39 207V206H38ZM137 207V206H136ZM141 207H144V206H141ZM167 207H169V206H167ZM15 208V207H14ZM18 208H20L19 206H18ZM155 208V207H154ZM47 209V208H46ZM147 209V208H146ZM150 209V208H149ZM152 209V208H151ZM166 209V208H165ZM170 209V208H169ZM177 209V208H176ZM175 209V210H176ZM186 209V208H185ZM32 210H34L33 208H32ZM42 210V209H41ZM51 210V209H50ZM72 210V209H71ZM135 210L137 211V209L135 208ZM156 210V209H155ZM196 210V209H195ZM31 211V210H30ZM38 211V210H37ZM58 211V210H57ZM148 211V210H147ZM169 211V210H168ZM177 211H179V210H177ZM183 211V210H182ZM193 211V210H192ZM39 212V211H38ZM67 213H68V210L66 211ZM149 212V211H148ZM167 212V211H166ZM187 212V211H186ZM13 213V212H12ZM11 213V214H12ZM17 213V212H16ZM25 213V212H24ZM30 212L28 211V214H29ZM63 213V212H62ZM92 213V212H91ZM150 213H152L151 211H150ZM150 213H148V214H150ZM157 213H158V211H157ZM172 213V212H171ZM171 213H170V215H171ZM191 213V212H190ZM27 214V213H26ZM31 214L32 213H30V215L29 216H31ZM65 214V213H64ZM161 214V213H160ZM160 214H159V216H160ZM16 215V214H15ZM24 215V214H23ZM37 215V214H36ZM44 215H47V214H44ZM67 215V214H66ZM173 215V214H172ZM188 215V214H187ZM191 215V214H190ZM25 216V215H24ZM24 216H22L23 218H25ZM28 216V217H29ZM145 216V215H144ZM143 216V217H144ZM17 217H20V216H17ZM16 217V218H17ZM44 217V216H43ZM161 217V216H160ZM34 218V217H33ZM35 218H38V217H35ZM41 218V217H40ZM138 218V217H137ZM146 218V217H145ZM162 218V217H161ZM164 218V217H163ZM21 219V218H20ZM27 219V218H26ZM22 220V219H21ZM31 220V219H30ZM35 220V219H34ZM37 221H38V219H36ZM80 220V219H79ZM153 220H154V218H153ZM152 220V221H153ZM24 221V220H23ZM29 221V220H28ZM32 221V220H31ZM36 221V222H37ZM43 221V220H42ZM78 221V220H77ZM27 222V221H26ZM148 222H149V220H148ZM40 223V222H39ZM50 223V222H49ZM48 224V223H47ZM51 224V223H50ZM49 224V225H50ZM38 225V224H37ZM61 225V224H60ZM32 226H33V224H32ZM52 226V225H51ZM51 226H49V227H51ZM31 227V226H30ZM39 227V226H38ZM48 227V228H49ZM32 228V227H31ZM57 229H59V228H57ZM57 229H55V230H57ZM31 230V229H30ZM29 230V231H30ZM44 230V229H43ZM149 230V229H148ZM50 231H52V230H50ZM63 230H61V232H62ZM57 232V231H56ZM61 232H59V233H61ZM39 233V232H38ZM47 233V232H46ZM45 233V234H46ZM150 234H148L147 236H145L144 238H146V237H149V238H151V236H153V237H155L156 236V232H155V229L154 228H152L151 230H150V232H149ZM44 234V235H45ZM57 233H53L52 235L51 234H49V235H51V239H52V243H53V241L54 242H56L57 244H55V246L51 249H45V250H43L44 248H40V246H39V248L40 249H42V251H34V252H32L33 254H27L28 255V258H29V260L28 261H36V264L37 263H43V264H48V263H50V262H55V261H58V256L59 255H61V254H64V253H66L67 252V250H62L63 248L62 247H60V245H58V244H61L62 243V241H64V240H60L61 238H62V235H61V237H60V239L58 238V237H56L55 235H56ZM32 236V235H31ZM30 236V237H31ZM64 236V235H63ZM64 237H66V236H64ZM40 238H42V237H40ZM45 238H47V236L45 237ZM137 238V237H136ZM143 238V239H144ZM38 239H39V237H38ZM43 239V238H42ZM148 239V238H147ZM35 239H33V241H34ZM51 241V240H50ZM133 241V243H131L132 244V247H130L129 249H126L125 251H127L129 254H136L137 255V257H138V259H143L144 257L141 255V253H143V254H145V255H148V256H150L149 254H152V252L151 253H149L148 252V250H145V252H143V251H139V250H137V248H136V246L134 245V242H135V238L132 240ZM45 242V241H44ZM51 243V242H50ZM64 244H65V241L63 242ZM146 243V242H145ZM153 243H155V242H153ZM157 243V242H156ZM34 244V243H33ZM49 244V243H48ZM161 244H164V243H161ZM36 245V244H35ZM41 245V244H40ZM52 245V244H51ZM48 246H50V245H48ZM158 246V245H157ZM163 246H165V245H163ZM43 247V246H42ZM150 247V246H149ZM153 247H155V246H153ZM46 248V247H45ZM162 249H163V247H162ZM34 250H37V248L36 249H34ZM156 250V249H155ZM165 250V249H164ZM149 253V254H148ZM154 253V252H153ZM24 254V253H23ZM22 255V254H21ZM158 255V254H157ZM157 255H155V256H157ZM67 256H69V254L67 255ZM66 256V257H67ZM154 256V255H153ZM160 256H161V254H160ZM26 257V256H25ZM66 257H65V259H66ZM21 258H22V256H21ZM27 258V259H28ZM25 260H26V258H24ZM24 259L22 260V261H24ZM64 259V260H65ZM167 259V258H166ZM10 260L11 259H9V261H8V264H11L10 263ZM19 260V259H18ZM159 260V259H158ZM170 261V260H169ZM17 262V261H16ZM27 262V261H26ZM25 262V263H26ZM66 262V261H65ZM161 262V260H159L158 262H156V261H154L153 263L154 264H157V263H160ZM29 263V262H28ZM34 263V262H33ZM152 263V264H153ZM20 264V263H19ZM151 264V263H150Z\"/></svg>", "mask_w": 264, "mask_h": 264}]
</instances>
